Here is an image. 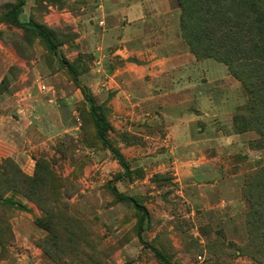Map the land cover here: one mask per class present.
<instances>
[{
    "label": "rangeland",
    "instance_id": "rangeland-1",
    "mask_svg": "<svg viewBox=\"0 0 264 264\" xmlns=\"http://www.w3.org/2000/svg\"><path fill=\"white\" fill-rule=\"evenodd\" d=\"M17 1L0 0V43L22 63L0 60V264H164L150 246L172 264H264V123L243 125V84L220 135L200 120L176 132L196 102L147 107L144 81L132 92L92 90L101 52L67 26L49 49L12 23ZM176 30L186 43L180 21ZM117 59L102 65L123 69ZM68 66L95 96L129 174L99 140Z\"/></svg>",
    "mask_w": 264,
    "mask_h": 264
},
{
    "label": "crops",
    "instance_id": "crops-1",
    "mask_svg": "<svg viewBox=\"0 0 264 264\" xmlns=\"http://www.w3.org/2000/svg\"><path fill=\"white\" fill-rule=\"evenodd\" d=\"M27 3L29 18L37 11L38 0ZM44 3L41 17L44 24L52 28L71 27L78 32V43H92L86 47L101 52L98 68L87 78L92 90L119 89L123 92L128 89L132 92L137 90L139 81H144L147 107L160 102L168 105L196 102L199 113L179 118L181 123L174 131H187L191 121L200 120L208 136L220 135V123L234 114L242 102L241 84L227 66L212 58L197 60L181 41L176 30L180 12L171 0H62L53 3L45 0ZM152 33L158 34L156 38L159 39L148 45V35ZM4 48L0 43L3 65L10 61L21 63L16 54L7 53ZM116 56L118 63H123V69L111 71L102 65L103 61ZM122 82L125 85L120 84ZM155 90H158L156 95L153 94ZM165 90L169 92L164 93ZM21 94L24 95V91H18V97ZM4 98L5 95L0 94V123L5 109Z\"/></svg>",
    "mask_w": 264,
    "mask_h": 264
},
{
    "label": "trees",
    "instance_id": "trees-1",
    "mask_svg": "<svg viewBox=\"0 0 264 264\" xmlns=\"http://www.w3.org/2000/svg\"><path fill=\"white\" fill-rule=\"evenodd\" d=\"M60 2L62 0H48ZM28 0H18L10 20L40 36L47 47L57 49L54 40L58 28L47 26L41 21L42 10L38 0L33 14L26 18L25 6ZM181 10L180 26L185 44L197 60L213 58L227 65L230 73L244 86L249 100L250 118L242 123L245 128L264 123V5L261 0H176ZM227 3V4H226ZM23 17V16H22ZM79 85L84 99L90 107L99 140L111 150L114 157L130 173L125 157L107 138L111 128L105 114L100 111L95 96L88 86L80 84L75 70L68 66ZM117 193L116 188H113ZM144 209V208H142ZM141 236V232H140ZM164 264H172L160 251L150 246Z\"/></svg>",
    "mask_w": 264,
    "mask_h": 264
},
{
    "label": "built area",
    "instance_id": "built-area-1",
    "mask_svg": "<svg viewBox=\"0 0 264 264\" xmlns=\"http://www.w3.org/2000/svg\"><path fill=\"white\" fill-rule=\"evenodd\" d=\"M46 89V86H42V90H45Z\"/></svg>",
    "mask_w": 264,
    "mask_h": 264
}]
</instances>
